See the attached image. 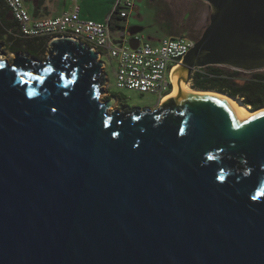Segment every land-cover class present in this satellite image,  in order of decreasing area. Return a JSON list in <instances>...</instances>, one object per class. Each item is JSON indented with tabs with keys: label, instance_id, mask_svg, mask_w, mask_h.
Wrapping results in <instances>:
<instances>
[{
	"label": "water",
	"instance_id": "95a60500",
	"mask_svg": "<svg viewBox=\"0 0 264 264\" xmlns=\"http://www.w3.org/2000/svg\"><path fill=\"white\" fill-rule=\"evenodd\" d=\"M197 1L172 89L264 72V0ZM46 55L0 57V264H264V111L177 95L108 112L99 52L61 37Z\"/></svg>",
	"mask_w": 264,
	"mask_h": 264
},
{
	"label": "built area",
	"instance_id": "2783aa9c",
	"mask_svg": "<svg viewBox=\"0 0 264 264\" xmlns=\"http://www.w3.org/2000/svg\"><path fill=\"white\" fill-rule=\"evenodd\" d=\"M3 1L18 29L14 38H48L50 41L70 37L78 40L99 52L101 57L107 54L116 61L117 89L155 94L159 97L158 103L171 92L170 73L194 44L184 36L166 37L153 44L141 34L129 37L125 29L112 31L113 17L126 19L138 0H115L104 23L82 19L77 0H69V9L59 17L41 20L31 19L23 0ZM130 39L137 42L136 49L130 48ZM201 70H194L192 75Z\"/></svg>",
	"mask_w": 264,
	"mask_h": 264
},
{
	"label": "rangeland",
	"instance_id": "374dc122",
	"mask_svg": "<svg viewBox=\"0 0 264 264\" xmlns=\"http://www.w3.org/2000/svg\"><path fill=\"white\" fill-rule=\"evenodd\" d=\"M63 1L64 0L57 1L60 7ZM68 2L66 1L67 5ZM79 2L82 4L85 13L94 11L99 14L105 13V15H107L109 12L110 2L108 0H79ZM137 8L138 13L131 15L128 22L129 26L131 28H142L143 31L141 35L151 39H162L168 36H184L196 41L205 29L209 16L207 5L197 0H142L137 3ZM184 13H186L187 16L185 19ZM126 32H128L127 29ZM1 54V58L7 59L10 62L13 60V54L8 52L4 47L1 48ZM46 57L47 55L45 52L39 54V57L35 59L39 63H42ZM101 60L105 64L104 74L106 83L103 85L104 94L101 95L100 101L103 102L109 101L112 98L115 99L114 106L111 107L108 112H119L126 107L130 109L148 108L150 110L159 107V97L155 94H140L134 91L117 89L114 80V72L117 65L116 61L108 57L107 54L103 55ZM225 70L231 71L229 69ZM250 76V74L246 75L239 72L237 82L239 84H244L245 81L250 79ZM186 87L192 92H215L192 89L191 82ZM172 91L173 89H171V92ZM262 109H264V106L253 111Z\"/></svg>",
	"mask_w": 264,
	"mask_h": 264
},
{
	"label": "trees",
	"instance_id": "16d2710c",
	"mask_svg": "<svg viewBox=\"0 0 264 264\" xmlns=\"http://www.w3.org/2000/svg\"><path fill=\"white\" fill-rule=\"evenodd\" d=\"M10 12L3 0H0V43L4 42L8 46V51L12 54L28 53L35 58L39 54L46 52L48 38L35 39H20L14 38L17 31L14 30L15 22L11 16L13 24L7 22ZM126 19H119L113 17V22L110 24V29L116 31L117 29H124L119 24ZM120 25V26H119ZM9 31V32H8ZM174 37V36H168ZM182 37V36H175ZM201 73H194L191 76L192 89L202 91H216L239 99L243 105L251 110H257L264 106V75L254 74L244 84H239V72L228 71L219 67H206L201 70Z\"/></svg>",
	"mask_w": 264,
	"mask_h": 264
},
{
	"label": "crops",
	"instance_id": "0c3cea01",
	"mask_svg": "<svg viewBox=\"0 0 264 264\" xmlns=\"http://www.w3.org/2000/svg\"><path fill=\"white\" fill-rule=\"evenodd\" d=\"M57 1H60V0H23V4H24V6H25V8H26L27 12L29 13L32 20H41V19L59 17L60 15H62L63 13H65L69 9V6H70V2H68L69 0H64L61 7H60V5H58ZM66 1L68 2V5H67ZM108 1L110 2V8H109L108 14L105 15V13L99 14L98 12L96 13L94 11H91V13H89V12L85 13L83 11L82 4L79 2V0H77L78 5L80 7V17L82 19H85V20H92L95 22L104 23L106 21L108 15L111 12L112 4L114 3L115 0H108ZM141 1L142 0H138L136 2L135 8H134L132 14L138 13L137 3L141 2ZM131 15H129L124 22H121V25L124 27L125 30L126 29L129 30L131 28L129 26V23H128ZM137 17H138V15H137ZM7 22H9L10 24H13L10 14L7 18ZM13 25H15L13 31H18L16 24L14 23ZM132 28H135V27H132ZM142 31H143V29H142ZM146 40L150 41L153 44H157L161 39L146 38ZM2 43H3V47L8 51L7 44L4 42H2ZM20 53H23V52H20ZM30 56H32V55H30ZM32 57H34V56H32Z\"/></svg>",
	"mask_w": 264,
	"mask_h": 264
},
{
	"label": "bare ground",
	"instance_id": "6f19581e",
	"mask_svg": "<svg viewBox=\"0 0 264 264\" xmlns=\"http://www.w3.org/2000/svg\"><path fill=\"white\" fill-rule=\"evenodd\" d=\"M176 72H177V68H174L172 71L173 81L175 80L174 76H175ZM177 95L215 96V97H218L220 99H223L226 103H228L230 105V107L232 108V110L234 111L236 116L240 119V121H245V120L251 118L252 116H254L255 114L264 111V109H263V110H259L257 112H251L250 109L243 106L239 100L230 98L229 96H227L225 94H218L215 92H200V93L199 92H192V91L188 90L187 87H183V86H181V87L178 86V89L176 87H174L173 91L169 95L164 97L160 104H162V102L165 99L173 97V96H177Z\"/></svg>",
	"mask_w": 264,
	"mask_h": 264
},
{
	"label": "flooded vegetation",
	"instance_id": "af4514ba",
	"mask_svg": "<svg viewBox=\"0 0 264 264\" xmlns=\"http://www.w3.org/2000/svg\"><path fill=\"white\" fill-rule=\"evenodd\" d=\"M186 17H187V16H186V13H184V19H185ZM189 32H190V31H189ZM189 32H188V33H189ZM191 32H192V31H191ZM192 34H193V33H192ZM261 73H264V72H261ZM261 73H259V72H258V73H252V74H250V75L253 76L254 74H261ZM246 75H248V74H246ZM263 75H264V74H263ZM251 76H250V77H251Z\"/></svg>",
	"mask_w": 264,
	"mask_h": 264
},
{
	"label": "clouds",
	"instance_id": "9594fccd",
	"mask_svg": "<svg viewBox=\"0 0 264 264\" xmlns=\"http://www.w3.org/2000/svg\"><path fill=\"white\" fill-rule=\"evenodd\" d=\"M140 34V33H139Z\"/></svg>",
	"mask_w": 264,
	"mask_h": 264
}]
</instances>
